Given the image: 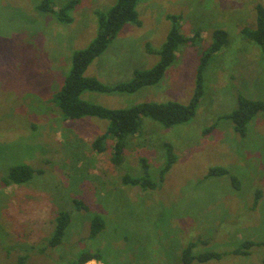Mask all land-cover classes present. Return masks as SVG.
Instances as JSON below:
<instances>
[{
  "label": "rangeland",
  "instance_id": "374dc122",
  "mask_svg": "<svg viewBox=\"0 0 264 264\" xmlns=\"http://www.w3.org/2000/svg\"><path fill=\"white\" fill-rule=\"evenodd\" d=\"M40 1L0 0V170L22 160L44 170L41 177L22 184L18 193L19 200L37 204L35 218L41 223L33 239L51 233L50 208H57L54 201L59 199L67 206L74 195L99 213L103 206L110 212L106 218L110 225L130 233L128 248L157 260L155 264L160 262L158 256L151 258L149 253L164 249L174 256L202 235L222 252L243 239L264 241V117L254 118L244 137L234 131L231 120L223 118L235 102V87L253 99L264 98V55L258 45L239 33L254 25L255 7L264 6V0H141L137 4L141 25L126 24L91 62L86 75L112 84L128 80L135 69L154 65L159 56L149 54L146 46H161L171 27L168 13L182 16L181 32L186 36H199L177 52L156 85L130 94L85 91L83 99L109 108L143 101L187 103L199 57L211 42L212 30H226L228 43L205 68L204 92L194 118L168 129L144 117L142 133L129 141L121 164L112 162L110 149L98 152L91 145L105 131L107 120L87 116L64 121L49 102L69 71L71 52L92 40L98 29L97 16L106 13L115 0H77L68 12L70 23L36 9ZM67 1L55 0V5ZM233 76H238L237 81ZM35 107L40 108L33 110ZM211 125L214 129L204 134L203 129ZM165 141L173 145L177 160L158 184L162 188L142 192L138 187L123 186V174H142L139 156L148 160L150 173L156 177L164 161L161 144ZM215 165L236 176L240 188H234L229 175L206 176ZM105 185L123 190L134 204ZM17 192L15 187L0 186V193L9 195L1 206L7 205L10 214L16 213L12 210L19 203ZM76 213L73 208L72 214ZM4 220L0 210V224L12 233ZM114 234L106 237L109 242ZM95 244L102 245L103 239L98 238ZM101 251L113 258V264L129 262L128 253L123 256L117 250L113 256L105 245ZM227 258L203 264H264V246L252 248L249 256Z\"/></svg>",
  "mask_w": 264,
  "mask_h": 264
},
{
  "label": "trees",
  "instance_id": "16d2710c",
  "mask_svg": "<svg viewBox=\"0 0 264 264\" xmlns=\"http://www.w3.org/2000/svg\"><path fill=\"white\" fill-rule=\"evenodd\" d=\"M140 1L115 0L106 13H99L97 16L98 29L95 36L86 46L71 52L69 71L62 80L63 83H60V87H57L59 89L49 98V102L55 104L52 106L53 109L64 121L78 120L87 116L108 121L105 131L97 135L91 145L98 152H105L110 149L112 152L111 160L114 164H121L129 146V141L142 133V120L144 117L150 118L168 129L174 125L185 124L194 118L204 92L205 68L213 55L228 43L226 30L220 28L212 30L211 42L199 57L195 71L194 89L187 103L175 100L164 102L143 101L126 107L109 108L83 99L81 94L85 91L104 94H130L143 87L156 85L164 77L167 68L176 60L177 52L199 36L198 33L191 37L186 36L181 32L182 16L168 13L166 19L170 21L171 27L161 46L158 49L150 45L146 46V51L149 54L159 56L154 65L149 68L135 69L128 80H120L112 84H105L95 76L86 75V70L91 62L107 49L108 45L126 24L141 25L136 10ZM76 2L77 0H69L56 6L55 0H41L36 5V9L53 14L57 21L61 23H70L72 18L68 15V12L73 9ZM255 10L254 25L250 28H242L239 33L258 45L264 55V6L258 4ZM30 42L32 47L34 42L31 38ZM233 77L237 81L238 76ZM242 90L235 87L233 93L235 102L230 107L232 108L230 112L223 114V118L231 120L234 131L239 136L244 137L249 123L256 117L257 119L264 117V98L253 99L252 96L247 95L248 93L241 92ZM29 106L34 107L33 105ZM39 108L35 107L33 110ZM41 108L43 109V106ZM31 126L34 127V125ZM212 129H214L213 125L206 127L203 129V133L208 134ZM161 146L164 161L157 168L158 174L155 175L156 177L150 173L152 167L148 160L144 156H139L138 161L143 170L142 174L131 175L125 173L121 177V184L125 187H138L142 192L161 189L163 185L158 184L163 182L166 173L177 160V155L174 153L173 145L170 142L165 141ZM43 173V169L36 168L23 160L18 163H11L4 171L0 170V186L17 188L18 199L20 188H24L22 184L32 182L33 178L41 177ZM223 175H229L235 189L240 188L239 179L231 175L222 166H211L206 174L208 177ZM104 187L108 188L106 185ZM108 189L114 195H120L125 202L134 204L128 198L126 199L123 190L119 191V189L113 187ZM258 194L255 196V204L258 200ZM8 198V194L0 193V210L4 215V222L6 226L12 228V233H10L6 230L4 224H0V264H85L93 260L102 264H113V258H107L101 251L104 245L107 246L108 250H112L113 256L116 255L117 250L123 256L128 253L130 259L127 264L130 261L132 264H155L157 262V260L153 261L129 249L130 233L128 231L122 232L117 225H110V222L106 219H109L110 212L103 206L104 211L102 213H99L96 208L92 210L93 206H89V203L87 204L81 196L75 197L72 195L67 206H64L59 199L54 201L57 202V208H50L51 215L49 214L50 217L52 216L49 222L52 225L51 233L44 239L40 238L39 240L33 239L34 234L39 233V223H41L35 218V213L38 210L37 204H30L23 199H18L19 203L12 210L16 213L10 214L7 205L5 208L1 206ZM161 203L166 207L163 202ZM27 205L29 208H27ZM70 205L72 210L69 207ZM73 208L79 213L72 214ZM36 216L38 217V215ZM112 233L115 234L109 242L107 238ZM117 235L119 236L116 237ZM201 237L200 240L190 241L186 247L178 250V253H173L174 256L164 249L159 253L157 251V253H149L148 255L151 258L157 255L158 261H160L158 264H203L211 260L219 261L223 257H228L227 259L230 260L237 256H249L252 248L264 246V241L243 239L237 246L222 252L211 245L210 238L203 235ZM26 238H28V241ZM98 238L99 240L103 239L104 245L93 246L96 245L95 242ZM127 257L129 258V256Z\"/></svg>",
  "mask_w": 264,
  "mask_h": 264
},
{
  "label": "built area",
  "instance_id": "2783aa9c",
  "mask_svg": "<svg viewBox=\"0 0 264 264\" xmlns=\"http://www.w3.org/2000/svg\"><path fill=\"white\" fill-rule=\"evenodd\" d=\"M94 261V260H93Z\"/></svg>",
  "mask_w": 264,
  "mask_h": 264
}]
</instances>
